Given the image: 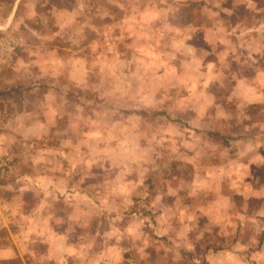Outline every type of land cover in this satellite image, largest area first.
Masks as SVG:
<instances>
[{
	"label": "rangeland",
	"instance_id": "374dc122",
	"mask_svg": "<svg viewBox=\"0 0 264 264\" xmlns=\"http://www.w3.org/2000/svg\"><path fill=\"white\" fill-rule=\"evenodd\" d=\"M223 1L227 13L221 12L220 0L217 6L207 3L209 11L205 5L194 8L191 4L183 12L180 0H0V22L12 18L7 29L0 32V119L14 121V116L25 109L42 118L47 106L56 107L59 114L56 125L38 141L41 144H36L47 149L49 161L55 160L54 149L64 150V168L68 155L70 184L84 185L86 201H90L86 204L87 234L93 233L96 217L111 216L115 211L117 232L124 235L128 232L127 216L143 214L150 222L144 232L152 237L151 222L161 207L159 192L168 187H177L170 202L172 213L173 205L177 211L183 210L180 205L186 199L209 200L216 184L223 185L222 189H235L232 217L253 209L236 207L243 204L242 198L236 197L238 176H226L222 167H230V158L239 149L248 159L261 147L259 143L239 144L244 136L256 140L264 133L260 124L264 120V112H259L261 103L254 102L253 96L249 99L251 103L244 101V88L235 77L246 75L254 80L256 76L249 70V63L241 65L236 61V65L230 66L221 63L223 68L221 64H209L210 59L220 60L214 49L207 53L202 48L203 58L194 62L192 56L198 46L194 47L190 32L178 29L179 21L187 20L191 14L195 15L194 20L211 19L215 23L220 20L227 26L261 23L245 8L253 2ZM261 4L259 34L253 32L246 41V34L240 32L241 58L245 57V45L251 44L249 50L253 51L259 41H264V0ZM183 13L187 17H181ZM5 43L14 48L4 49ZM30 46H35L38 54L45 47L53 50L54 56L63 59L57 64L59 68H74L77 66L74 58L81 57L84 78L69 80L60 71L52 81L48 74H35L24 67L12 69L15 57L25 55ZM15 71L18 73L13 76ZM51 83L64 94L45 96ZM176 119L190 127H184ZM0 155L8 157L13 168L16 167L11 154L0 151ZM251 162L257 164L253 158ZM13 168L0 176V181L10 178ZM254 179L247 176L242 185H251ZM261 179L257 177V181ZM193 189L203 192L199 195ZM195 221L200 224L205 219ZM258 223L262 224V230L258 225L254 229V222H249L238 233L252 247L259 246L264 235L263 220L258 219ZM102 230L105 235L98 242L89 241V249L108 251L113 247L118 236H111L106 225ZM234 236L232 223L225 231L205 232L196 244L210 240L229 244ZM117 242L132 249L130 256L125 254L124 258L127 256L133 264H143L145 257L140 258L137 243L126 237ZM149 243L150 249L157 248L152 239ZM164 249L172 250L167 245ZM241 258L247 264H256L249 262V257ZM196 261L190 264H203ZM188 263L185 259L178 262Z\"/></svg>",
	"mask_w": 264,
	"mask_h": 264
},
{
	"label": "crops",
	"instance_id": "0c3cea01",
	"mask_svg": "<svg viewBox=\"0 0 264 264\" xmlns=\"http://www.w3.org/2000/svg\"><path fill=\"white\" fill-rule=\"evenodd\" d=\"M180 1L179 6H181L182 12L186 10V6L191 4L194 8L205 5L207 11L210 9L206 6L207 3L216 4V6L218 4V0ZM246 1L253 2L251 7L245 8L262 23L261 0ZM197 2H199L198 5ZM220 4L221 12H229L224 7L223 0H220ZM194 8L192 9L194 10ZM194 16L191 14L187 20L182 18L178 28L180 31L190 32L191 37L189 38L194 47L198 46L192 56L194 62L203 58V48L207 53L214 49L213 53L220 55V60L210 59L208 60L209 64L222 63L224 66H230L236 65V61L241 65L249 63L251 65L249 70H252V75L256 76H254L255 79L249 80L246 75H243L244 78H240L239 75H235V77L244 88L242 93L244 101L251 103L249 99L253 96L254 102L261 103L259 112H264V41H259L253 51L249 50L251 44L245 45L247 47L244 53L245 57L241 58L238 55L241 46L238 43L240 34H246L244 40L249 41L253 32L259 34V30L262 28L261 23L258 22L253 26H227L220 20H216V23L211 19L203 20L204 22L199 19L194 20ZM181 17H187V15L184 16L183 13ZM10 20H12L11 17L3 23L0 22V32L7 29ZM234 36H237V39ZM186 38L183 37V40ZM30 47L31 50L27 51L25 55L18 54L15 57L12 66H10L12 69L19 70L24 67L29 72L33 70L35 74H48L52 81L60 71V74L69 80L71 77L77 78V81L84 78L83 70L85 68L83 69L84 64L81 57L74 58L76 67L59 68L57 64H61L63 59L54 56L53 50L48 51L50 48L45 47L44 51L38 54L35 46ZM218 50L220 51L218 52ZM237 69L239 70V68ZM9 71L12 72V70ZM17 73V71L13 72V76ZM48 87L45 96L55 97V95L64 94V91L59 90V86L54 87L51 83ZM47 107L42 118L40 115L32 116L25 109L24 111L20 110L17 116H14V121H10L8 118L7 120L0 119V151L11 154L16 163L10 178L0 181V264H17L15 261L18 264H133V261L127 256L124 258L125 254L130 256L132 249L128 245L120 246V243L117 242L122 237L137 243L140 258L143 260L145 257L143 264H167L169 261L172 264H178L184 259L189 262L188 264L192 261L197 262L196 260L203 264H247L242 258L240 259L245 256L249 257L251 263L264 264V235L260 238L262 242L259 243V246L257 244L252 247L248 241L245 244L243 237L240 238L242 235L238 234L244 228L242 225L249 222H254V229L256 225L260 230L263 228L262 224L258 223V219H262L264 222V154L262 153L264 152V133L257 136L256 140L248 136L239 140V144H260L258 152H252L253 157L247 159L245 153H241L242 150L237 147L239 150L233 153L230 158L232 160L229 163L230 167L227 165H224L227 167H222L223 171H226V176H238L239 184L236 197H241L243 204H236V207L253 209L239 212L238 216L232 217L230 210L235 206L233 204L235 189H222L223 185L216 184L215 188L211 189L209 200L197 202L195 199H186L180 205L183 210L177 211L176 205H173L175 210L172 213L170 202L172 196L177 193V187H168V189L159 192L158 203L161 207H158L154 221L151 222L152 237L144 232L146 225L150 222L148 217L143 214L126 217L127 235L117 232L118 212L115 213V211L111 216L99 215L96 217L93 233L87 234L85 231L86 204L90 201H86L87 194L84 185L70 184L68 155L67 158L65 157L66 167L64 168V156H66L64 150L61 149L59 152L54 149L56 152L53 153V159L55 160L49 161L47 149L38 148L36 144L49 134L48 132L56 125L55 121L57 122L59 117L54 105ZM186 124L184 127H190L188 123ZM260 124L264 128V120ZM201 131L204 133L203 130ZM252 158L257 161V164L251 162ZM59 159L61 165H58ZM247 176L255 177L253 184L242 185L246 183L244 179ZM257 177L263 179L257 181ZM193 191L200 195L199 192H203V189H193ZM191 194L194 196V193ZM92 202L96 204L95 201ZM200 217L205 221H201L200 224L196 223L195 220ZM232 223L235 224V236L229 244L224 242L222 245L215 244L212 240L205 241L202 245L196 244L197 240L201 241V235L205 232L213 233L214 229L225 231L230 228ZM104 225L108 227L111 236H115V234L118 236L116 242L112 244L113 252L112 248L108 251L104 248L94 251L89 249V241L98 242L105 235L106 232L102 230ZM112 227H114L113 230ZM149 239L155 241L154 244L157 248L150 249ZM109 243L112 242L109 241ZM165 245L171 247L172 250L166 251Z\"/></svg>",
	"mask_w": 264,
	"mask_h": 264
},
{
	"label": "built area",
	"instance_id": "2783aa9c",
	"mask_svg": "<svg viewBox=\"0 0 264 264\" xmlns=\"http://www.w3.org/2000/svg\"><path fill=\"white\" fill-rule=\"evenodd\" d=\"M4 46H5L4 49L12 50L14 48V45L8 44V43H5ZM12 168H13V165L11 164L10 159L4 155H0V176H2L4 173L8 171H11Z\"/></svg>",
	"mask_w": 264,
	"mask_h": 264
},
{
	"label": "trees",
	"instance_id": "16d2710c",
	"mask_svg": "<svg viewBox=\"0 0 264 264\" xmlns=\"http://www.w3.org/2000/svg\"><path fill=\"white\" fill-rule=\"evenodd\" d=\"M176 121L179 122V124H184V126L186 124L183 121H181V119H176ZM186 126H187V124H186ZM194 129L197 131H201L200 129H197V128H194ZM204 133L209 134V135L216 134L215 131H205V130H204ZM262 153L264 154V152H262Z\"/></svg>",
	"mask_w": 264,
	"mask_h": 264
}]
</instances>
